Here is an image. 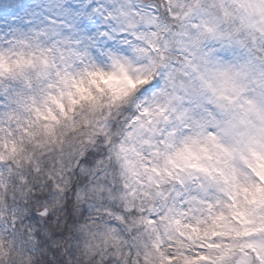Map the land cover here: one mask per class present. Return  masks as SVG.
<instances>
[{
    "label": "snow or ice",
    "instance_id": "1",
    "mask_svg": "<svg viewBox=\"0 0 264 264\" xmlns=\"http://www.w3.org/2000/svg\"><path fill=\"white\" fill-rule=\"evenodd\" d=\"M258 158L264 0H0V264H264Z\"/></svg>",
    "mask_w": 264,
    "mask_h": 264
},
{
    "label": "rangeland",
    "instance_id": "2",
    "mask_svg": "<svg viewBox=\"0 0 264 264\" xmlns=\"http://www.w3.org/2000/svg\"><path fill=\"white\" fill-rule=\"evenodd\" d=\"M235 168V166H233ZM251 167V166H250ZM255 169L256 174L260 176L262 180H264V158H258L255 161ZM235 172L238 174V178L234 177L236 180L237 186L243 185L245 182H248V176L246 172L241 171L238 168H235ZM233 193L236 192V188L232 189ZM241 202L240 206L245 207L251 203L264 204V194H260L258 192L250 191V190H243L240 193ZM219 226V225H218ZM182 228L186 231L181 232V235L185 236L186 241L181 240L178 241L176 247L177 249H187L189 251L192 250V245L195 244L197 241L204 239L206 236L211 235H223V236H234L235 233L229 230H222L220 233H216L212 230L211 227L208 226H201L200 228L193 227L192 225H182Z\"/></svg>",
    "mask_w": 264,
    "mask_h": 264
}]
</instances>
